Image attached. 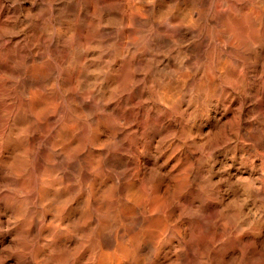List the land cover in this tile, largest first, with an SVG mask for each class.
<instances>
[{
  "label": "bare ground",
  "instance_id": "6f19581e",
  "mask_svg": "<svg viewBox=\"0 0 264 264\" xmlns=\"http://www.w3.org/2000/svg\"><path fill=\"white\" fill-rule=\"evenodd\" d=\"M29 12L38 19L27 20ZM0 28L19 33L0 38V185L32 198L39 193L59 251L75 250L90 234L79 230L88 218L70 185L81 165L102 164V149L88 148L95 125L88 121L78 132L94 108L133 129L147 128L157 141L187 131L191 117L198 145H217L216 179L230 180L238 193L237 180L264 182V0H20L15 6L0 0ZM93 88L104 94L83 103ZM145 115L147 125L134 123ZM225 140L231 143L220 146ZM178 145L179 152L169 149L160 161L168 167L179 161L175 172L199 158L190 142ZM166 196L158 194L153 213ZM0 211L6 222L7 200H0ZM99 247L109 264H123L118 243Z\"/></svg>",
  "mask_w": 264,
  "mask_h": 264
},
{
  "label": "clouds",
  "instance_id": "9594fccd",
  "mask_svg": "<svg viewBox=\"0 0 264 264\" xmlns=\"http://www.w3.org/2000/svg\"><path fill=\"white\" fill-rule=\"evenodd\" d=\"M12 2L15 6L20 0ZM154 2L146 0L147 4ZM26 19L38 17L29 12ZM18 34L0 28V38ZM92 93L104 94L93 88L83 103L94 101ZM114 99L110 97L105 103ZM88 121L95 125V142L88 148L102 149V164L78 167L72 173L70 187L81 197L80 214L88 218L79 230L90 234L79 238L75 250L59 251L43 221L45 205L39 193L32 198L27 192L0 185V200H7L12 210L6 222L0 220V235L16 230L12 243L0 249V264L12 258L16 264H77L78 256L79 264H109L99 247L101 241L106 247L118 243L123 264H264V182L257 187L254 182L237 180L243 189L238 193L230 180L216 179L212 153L217 145L212 140L198 145L189 127L191 117L185 124L187 131L179 136L169 133L158 141L148 138L147 128L143 132L139 127L133 129L131 124L115 120L111 113L99 108L87 114L78 132L87 130ZM134 123L143 127L148 116ZM176 140L190 142L199 153L195 164L188 163L179 172L174 171L179 161L172 167L167 166V159L160 162L169 149L172 155L180 151L179 145L173 148ZM229 143L225 140L220 146ZM173 183L175 188L171 187ZM182 184L188 187L181 189ZM9 191L15 195L6 196ZM133 191L139 193V199L129 198ZM160 192L167 193L166 202L153 213L151 209ZM63 231L70 232L71 227Z\"/></svg>",
  "mask_w": 264,
  "mask_h": 264
},
{
  "label": "rangeland",
  "instance_id": "374dc122",
  "mask_svg": "<svg viewBox=\"0 0 264 264\" xmlns=\"http://www.w3.org/2000/svg\"><path fill=\"white\" fill-rule=\"evenodd\" d=\"M1 236V235H0ZM2 237V236H1ZM12 242V237H6V238H0V243H1V245H0V249H2V248H4V247H6V245L8 246L11 242ZM7 244H6V243ZM4 243H5V245H4ZM9 243V244H8ZM12 261V262H11ZM13 261H15V258H14V260H12V259H9L8 261H7V263L6 264H13V263H15L16 264V262H13Z\"/></svg>",
  "mask_w": 264,
  "mask_h": 264
}]
</instances>
